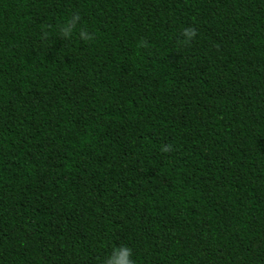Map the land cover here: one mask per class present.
Returning <instances> with one entry per match:
<instances>
[{
	"label": "trees",
	"instance_id": "trees-1",
	"mask_svg": "<svg viewBox=\"0 0 264 264\" xmlns=\"http://www.w3.org/2000/svg\"><path fill=\"white\" fill-rule=\"evenodd\" d=\"M119 244L264 264V0H0V264Z\"/></svg>",
	"mask_w": 264,
	"mask_h": 264
},
{
	"label": "clouds",
	"instance_id": "clouds-1",
	"mask_svg": "<svg viewBox=\"0 0 264 264\" xmlns=\"http://www.w3.org/2000/svg\"><path fill=\"white\" fill-rule=\"evenodd\" d=\"M78 33L79 39L84 43H89L95 39L94 34L86 27L81 26V17L79 14L71 15L59 25L58 34L65 40H71ZM183 45H189L197 37V31L193 26H187L182 29L181 33ZM164 152L169 150V147L161 149ZM102 264H135L133 258V249L127 244L114 245L111 252L104 258Z\"/></svg>",
	"mask_w": 264,
	"mask_h": 264
}]
</instances>
